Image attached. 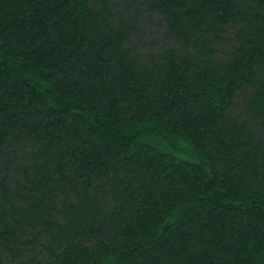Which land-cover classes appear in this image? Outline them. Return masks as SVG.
<instances>
[{"label": "trees", "instance_id": "obj_1", "mask_svg": "<svg viewBox=\"0 0 264 264\" xmlns=\"http://www.w3.org/2000/svg\"><path fill=\"white\" fill-rule=\"evenodd\" d=\"M0 264H264V0H0Z\"/></svg>", "mask_w": 264, "mask_h": 264}]
</instances>
